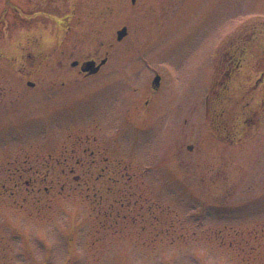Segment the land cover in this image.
<instances>
[{
  "label": "rangeland",
  "instance_id": "374dc122",
  "mask_svg": "<svg viewBox=\"0 0 264 264\" xmlns=\"http://www.w3.org/2000/svg\"><path fill=\"white\" fill-rule=\"evenodd\" d=\"M0 8V264H264V36L226 90L214 53L264 0Z\"/></svg>",
  "mask_w": 264,
  "mask_h": 264
},
{
  "label": "flooded vegetation",
  "instance_id": "af4514ba",
  "mask_svg": "<svg viewBox=\"0 0 264 264\" xmlns=\"http://www.w3.org/2000/svg\"><path fill=\"white\" fill-rule=\"evenodd\" d=\"M14 9L17 10L16 7ZM32 19V16L26 17V20L30 21V25ZM257 19L258 18H252V20H250L249 18H246L242 20L241 22L233 26L231 29H229L228 32H224L219 42L216 44L218 50H216V52L214 53L217 58L216 73L217 77L219 78V80H217L219 81V83L217 84L223 85V87H225V90L227 89L226 84L232 81V79L237 76V73H239L240 68L243 66L242 64L244 60L247 57L253 56L252 52L255 42L257 40H260L261 36H264V19ZM54 20V24L58 25L60 23L61 16L54 15ZM102 59H105L103 63H101ZM86 61H93L94 67L99 65V69L93 73H89L87 70H83L82 68ZM107 63V55H105L103 58H97L96 56H88L81 59H73L71 61V67L75 71H73L74 76L72 78H74L75 80H87L93 77L94 79L95 76L101 72V69ZM58 75L59 78L62 79L61 83L64 84V73L61 72ZM261 75L262 76L257 78V80L255 81V89L258 88L261 84H263V73H261ZM26 83L29 86H33V82H31L30 80L26 81ZM158 88L159 86H154L153 88H150V91L155 92L156 90H158ZM145 105H148L147 100L145 102ZM239 120L240 122H238V120H233V122L230 123L229 120L222 119V121L218 122V124H213L215 126L214 131L220 133L229 142H235V140L243 138V136L246 134L247 131H249L251 127L257 126L258 124L257 120H252V118H248L247 116H244L242 119Z\"/></svg>",
  "mask_w": 264,
  "mask_h": 264
},
{
  "label": "water",
  "instance_id": "95a60500",
  "mask_svg": "<svg viewBox=\"0 0 264 264\" xmlns=\"http://www.w3.org/2000/svg\"><path fill=\"white\" fill-rule=\"evenodd\" d=\"M134 1V0H132ZM126 34V28L122 27L121 29L117 30V40H120L123 36ZM105 59L101 60V63H103ZM83 70H87L89 73H93L99 69V65L94 67V62L93 61H86L83 65ZM154 85L159 84V76H156L153 80Z\"/></svg>",
  "mask_w": 264,
  "mask_h": 264
}]
</instances>
